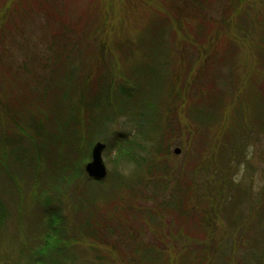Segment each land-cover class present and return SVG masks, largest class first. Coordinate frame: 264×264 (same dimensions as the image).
I'll list each match as a JSON object with an SVG mask.
<instances>
[{
  "label": "rangeland",
  "instance_id": "rangeland-1",
  "mask_svg": "<svg viewBox=\"0 0 264 264\" xmlns=\"http://www.w3.org/2000/svg\"><path fill=\"white\" fill-rule=\"evenodd\" d=\"M7 1L0 0V35L4 31L0 39V74L10 77L6 78L7 84L1 83L0 130L9 128L6 135L11 131L14 137L20 130L24 138L37 135L39 142L34 152L54 182L52 190H47L62 219L54 243L57 250L51 248L49 255L42 257L44 264H135V242L152 243L147 236V213L155 211L157 202L163 206L173 202L175 206L187 183L197 191L196 181L204 180L201 165L215 148L214 132L224 124L218 119L222 113V120L230 125L223 136L227 140L237 133L238 124H243L241 129L244 126L247 132L245 123L250 122L252 131L247 137L237 133L242 148L235 149L227 159V179L233 187L226 189L225 198L228 196L231 210L222 208L228 219L246 224L239 233L231 234L232 229L218 222L214 247H219L214 264H264L256 259L258 254L253 257L254 252H248L250 248L242 240L249 239L253 246H259V251L264 249V0H199L198 5L194 0L197 17H188V23L181 20L186 21L184 12L192 0L179 5L184 6L181 13L165 7L168 0H152L158 4L148 0L151 6L147 8L141 0ZM6 5L9 8L2 10ZM127 5L137 8L131 10ZM228 42L223 50L221 47ZM98 43L101 47L95 54ZM204 43L221 46V50L212 48L213 59L207 62L199 59L201 51L193 49L199 46L202 50L200 44ZM205 46L203 51L208 57L213 52ZM110 49L112 53L107 51ZM218 65L221 70L212 71ZM202 69L207 70L203 79L198 73L192 79L195 70ZM246 72L250 80L244 78ZM13 83L19 84L17 91L11 89ZM107 83L113 94L122 86L143 88V103L124 97L122 103L103 109L100 98L107 92L99 88ZM97 92L99 101L95 102L93 114L90 107ZM79 96L84 105H78L76 117L84 113L87 120L98 118L101 123L95 122V129L85 137L93 145L106 146L102 160L108 176L103 182L95 183L84 176L90 159L82 161L86 155L81 144L79 151L75 150L73 145L79 137L70 125L64 127V134L46 129L47 116L56 117L58 110L65 111ZM252 99V104L246 101ZM148 104L155 107L153 116ZM139 112L145 118H137ZM153 117L160 130L156 133L160 134V144H155L156 134L147 125ZM144 127L148 128V137L141 140L138 131ZM120 134L146 148L145 153H140L145 160L141 166L118 158L120 142H116ZM157 145L160 149L154 156L150 151ZM175 149L180 153L175 154ZM216 152L222 154L220 148ZM15 153L12 149L0 150V203L8 211L0 214V264H25L28 254L42 246L47 224L44 210L38 208V204L45 205L43 187L8 162L18 157L19 153ZM30 157L28 153V168L33 165ZM213 194L196 209L197 214L191 210L194 216L189 223L164 215L161 227L154 229L159 232L158 247L186 248L188 241L180 245L175 240L179 233L185 239L191 234L190 241L199 240L196 230L201 220L196 219H201L200 213L208 207ZM59 199L63 203L56 204ZM248 234L251 237L246 238ZM187 247L192 250L194 245L189 242ZM173 253L174 264L197 263L183 257L182 252ZM143 261L148 263L144 258L140 264Z\"/></svg>",
  "mask_w": 264,
  "mask_h": 264
},
{
  "label": "trees",
  "instance_id": "trees-1",
  "mask_svg": "<svg viewBox=\"0 0 264 264\" xmlns=\"http://www.w3.org/2000/svg\"><path fill=\"white\" fill-rule=\"evenodd\" d=\"M11 1V0H9ZM7 1V2H9ZM142 1V5L145 8L144 5H146L147 7L151 6V2L148 0H141ZM152 1V0H151ZM185 0H168L165 1V7H169L171 8L172 11H179L182 10L184 6L179 7V5H183V2ZM190 1V0H188ZM197 5L199 3V0H195ZM221 0H219L220 2ZM148 2V3H147ZM153 2V1H152ZM193 2L194 0L191 1V5L189 10L185 11L184 14L186 16V21L181 20L182 18H179V20H181L183 23L186 22L188 23L190 20L188 17H190V19L192 17H197L195 13H197L198 9H194L193 8ZM154 3V2H153ZM154 4H158V3H154ZM129 7V5H127V8ZM9 8L7 5L2 8L3 9H7ZM133 8H137L136 6H131L129 7V9L133 10ZM139 9V7H138ZM135 11H137V9H134ZM181 13V11H179ZM167 13H168V9H167ZM176 14V13H175ZM188 21V22H187ZM211 24V23H210ZM232 25V24H230ZM163 26H164V22H163ZM129 27V26H128ZM165 29V26H164ZM205 29V27H204ZM239 31V28H238ZM4 31L2 30V35H0V39L3 36ZM218 43L220 44V40L218 41ZM230 42L226 43L224 45L223 50H226L227 45ZM99 44V43H98ZM206 43L204 44H200L201 49L199 46H193V49H197L198 51H201V57H199V59H202L203 62H207L208 60H212L214 56L213 54L215 53L212 48H217L219 50H221V48L219 46H215L214 44L209 46L206 45ZM104 45V44H102ZM198 45V44H197ZM99 46L101 47V44L95 45V54L98 53V49ZM206 49L209 50V52H213L212 54H209V56L207 57L203 51L204 47ZM151 47V46H150ZM186 47H191V45H186ZM102 52L104 53V46L101 48ZM229 50V48L227 49ZM110 53L113 52L112 49L107 50ZM106 51V52H107ZM105 52V53H106ZM99 54V53H98ZM216 70L217 72L221 70L220 65L214 67L212 69ZM4 71V69H3ZM205 71H207L206 69H202L200 72H198V70H195L194 75L192 76V79H194V77H196V73H198V77L199 79H203V75L205 73ZM249 72V71H248ZM10 73L13 74V71L11 70ZM210 76L212 78V74L209 71ZM247 73V72H246ZM15 74V73H14ZM247 75V76H246ZM250 74H244V78L245 79H249L250 80ZM10 74H8V76L5 75V73L2 72V74H0V90H2L1 88V83H8V81L6 80V78H9ZM93 77V76H92ZM91 77V78H92ZM191 79V81H192ZM90 79H87V81ZM207 80V79H205ZM211 80V79H210ZM208 81V80H207ZM216 83V81L214 82V84ZM14 84V83H13ZM211 84V82H210ZM18 83L17 85L14 84L11 86V89L16 90L18 89ZM21 86H23V88H27V84H22ZM110 83H107L105 85H103L102 87H100L99 89L101 90V88H105L107 94L103 95V97H101L100 101L102 103H104V106L102 107L103 109H107V108H111L113 103H122V100L124 97L138 101V103H143V95H144V89H128L127 87H120L118 89H116V93L113 94L112 90L110 89ZM107 88V89H106ZM109 88V89H108ZM83 91V90H82ZM96 91V89H95ZM29 92V91H28ZM79 95H82L79 94ZM98 92L95 95V98L93 100V108L90 107V110L93 114H95V109H94V105L95 102H97L96 100L99 101L98 98ZM237 95V93H236ZM244 92L242 94H240V97H243ZM39 98H41L40 95H37ZM37 97V98H38ZM102 98H104V100H102ZM1 99V98H0ZM64 99V97H63ZM81 96H79V100L75 101L73 103H70L66 108V110L64 111V109H60L58 110V112H56V117H50L47 116V123H46V129L47 130H53V132L58 133V134H64L67 125L71 127V131L74 133H78V139H77V143L74 144L73 146H76L75 150L77 149L79 151V144H81L82 149L85 147V153L84 155H86V157L82 158L83 162H86L88 159H90V152H91V148L93 145V142L91 141H87V137H85L86 133L87 135L90 134L92 128L95 129V122H97L99 125H101L100 120L97 118L96 119H92L91 121L87 120L85 117V114L82 113V117L80 116V118L76 117V111L78 109V105L80 104V107L82 108L85 102V98H84V94H83V102L80 100ZM143 100V101H142ZM247 102H249L250 104H252L254 102V99H252L251 101L246 100ZM236 103H238V100H236ZM4 105H6V103L4 102ZM3 105V106H4ZM142 106V105H141ZM2 107V105L0 106ZM7 107V106H6ZM146 107L149 110H152L151 115L153 116V114L156 112L155 107L151 104L146 105ZM8 108V107H7ZM102 108H98L99 110H101ZM237 111V109H236ZM100 112V111H99ZM98 112V113H99ZM12 114V113H11ZM84 114V115H83ZM137 118H140V120L142 118H145L143 112H139ZM62 117V118H60ZM201 117V116H199ZM18 118V117H17ZM222 118H224V113H222L218 119H220L219 121L221 123H224L221 126H218L215 130V134H214V147L213 151L210 153V156L207 157L208 160L205 161L204 164L201 165L202 168V172H204L205 174H203L202 176L204 177V180H197V191L194 188V185L187 183V185H185L184 187V192L182 197L179 198V203L177 202L178 198H175V201L177 202V204L175 206H173V202L169 205L166 206V203L163 204L161 203H156L153 208H156L155 211L151 212V214L147 213L149 216V219L147 221V229H148V234L147 236H149L150 239H152V243H147V244H140L135 242L137 245H135L137 248L136 250V257L133 260V263L135 264H140L141 260H143L144 258L147 259L148 263H146L145 261L142 262V264H174L173 261L175 260V254L173 252H182V256L186 257V258H191V259H195L197 260L196 264H214V261L217 259V252L216 250L218 249V247L215 249L214 245H215V235L217 234L216 230L218 228V222L221 221L222 222V226L224 227H229L230 229H232L230 231L231 234L235 232L239 233L240 229H244V225L246 223L243 224H239L236 222V220L234 218H230L228 219L226 216H224V214H222V208L226 207L227 210L230 209L231 210V203H229L228 201V196L225 198V195L227 193V190H232L233 185L231 184L232 181H229L228 174H229V170L228 168L230 167V165L227 163V159H229L231 157L232 154L235 153V149L240 150L242 148V146L240 145V141H239V136L237 138V133L241 132L243 133V136L247 137L248 133L250 131H252V124L249 123H245V128H247V132L243 131L244 130V126H243V130L241 129L242 125L241 124L239 126L238 124V130L236 131L237 133H234L232 135V139L231 140H227L226 137H223L224 134L226 133V131L229 130V124L226 123L225 120H222ZM19 119V118H18ZM155 118L153 117L151 119V121H147V125L150 127L149 131L156 133H159V129L157 127V124L154 120ZM192 119V117H191ZM13 121H15L14 118H12ZM20 120V119H19ZM25 121L26 123H28L26 120H22ZM19 121V122H22ZM53 121H55L56 123H53ZM61 121V122H60ZM240 121H242L240 119ZM57 122H58V127H57ZM140 122V121H139ZM189 122V121H188ZM187 122V124H188ZM19 124V123H18ZM29 124V123H28ZM74 126V127H73ZM235 126V125H234ZM16 127L21 129V125H17ZM141 129V126H139ZM148 128L144 127L143 130L141 132L138 131L139 135H141V140H146L148 137ZM6 131H9V128L7 130H5L4 128H2V130H0V150L2 149H8V150H15L16 153H19L18 157H14L12 158L13 160L8 161L10 163H12L15 167H17L18 171H20L21 173H25L29 175V177L31 176V179H33L36 182H40L42 187H43V191L44 193H42L43 196V203L45 205H39L38 204V208L43 211V214L45 216V219L47 220V224H46V230L44 231L43 234V240H42V246L41 247H36L34 248L27 257V261L25 264H44L45 259H43L42 257L46 258L47 255H49V251H51V248L56 249L57 246H55V242H56V238L58 235V231L60 230L59 228V223L61 222L62 217L59 215L61 214L60 210H56L57 208H53L54 207V201H51V197L49 196V191L47 189L52 190V186L54 185L53 180H50L48 178V176L46 175L47 173H45V167L43 168L42 166H44V162L43 161H39L37 160L38 155H36V153L34 152V147L36 146L37 142H39V137L36 135V137L32 138L31 136H29L28 138H24L22 133V130H20V133L17 134L18 136L14 137L12 134H10V132H7L9 134V136L6 135ZM32 134V133H30ZM38 134L40 135V133L38 132ZM12 135V136H11ZM22 135V136H21ZM119 137H121V139L119 140ZM118 140L116 143L120 142L117 146H118V158H122L123 161L126 162H133L138 166H141V163H143L145 160L141 159V152L146 151V148L141 145L139 142H137L135 139H131L128 140V135L126 134H120V136H117ZM156 141L155 144H160V134H156ZM86 140V141H85ZM123 142V145H122ZM228 142L230 143V145L228 144ZM219 143V144H217ZM219 145V146H217ZM20 146H22L20 148ZM159 145H157L156 147H154V151H150L152 155L155 156L156 153L159 152L160 147H158ZM216 148H220L221 149V153L216 152ZM29 153V156H31L29 159L32 160V166H30L28 168V159H27V155ZM216 155V158L214 157ZM42 157H46V156H42ZM159 158V157H157ZM156 159V158H155ZM35 161V163H34ZM40 167V168H39ZM1 168V167H0ZM66 168V167H65ZM2 169V168H1ZM24 170V171H23ZM36 171H40V174L36 173ZM54 174V173H53ZM84 176H86L84 174ZM225 176V177H224ZM31 180V181H33ZM90 180V179H89ZM226 180H228V182H226ZM93 181V180H91ZM173 181V180H172ZM171 181V182H172ZM95 182V181H93ZM82 183V182H81ZM98 183V182H95ZM233 183V182H232ZM78 184V183H77ZM196 185V183H194ZM41 187V188H42ZM234 187H236L234 185ZM237 188V187H236ZM237 192L239 193V190L237 189ZM211 193L214 195V197H212V201L208 204V207L203 209V212L200 213V215L202 216L201 219L198 217V219H196V221L199 222V220H201V223H198V227L196 232L198 233L197 236H199V240H192L190 241L189 236L191 234H188L187 236V240L185 239L184 235L182 233H179L176 237L175 240H177V244L180 245H185L183 242H192L194 245V248L191 250L190 248L187 247L186 248H179V249H175L172 247H166V248H159L158 247V243H160V239L158 236V233L154 232L155 228H160L161 224H162V218H164V215H166L165 217L170 219V218H175L180 220L182 223L186 224L189 223L190 220L193 219L194 214H190L191 210H194L195 214H197L196 209L199 208L206 200L207 197L210 196L211 198ZM179 194V193H178ZM62 196V195H61ZM68 196V195H66ZM239 196V195H238ZM238 196L235 198L234 205L236 204L237 200H238ZM189 197H192L193 199L189 200ZM169 199V198H166ZM209 199V198H208ZM170 200V199H169ZM59 203H63V201H61V199H59L58 201L56 200V204ZM233 204V203H232ZM0 214H8V211H6V209L4 208L3 204L0 203ZM34 207V206H33ZM31 208L32 211H35V208ZM162 208H163V212L166 214H163L162 212ZM178 209L177 213L175 214L176 210ZM50 214V215H49ZM246 215H248L245 212ZM1 218V216H0ZM3 219H5V216L3 217ZM88 223V222H87ZM129 233H131L132 235H134V232H132L130 229L127 230ZM242 234L245 235V232H243ZM226 236H228V233L226 234ZM203 237L202 240H200V238ZM251 237L249 234L247 235L246 238ZM245 238V239H246ZM222 239H224L222 237ZM243 243H247V246L250 248V250L248 251L250 252H254L253 257L257 256L256 259H258L260 262L264 261V249L262 250V248H260L259 251V246H253V243H251V241L249 239H242ZM174 241V240H173ZM225 241V240H224ZM229 242V245H232L233 242ZM55 243V244H54ZM203 245H202V244ZM208 244H212L213 247H209L207 246ZM264 245V242H263ZM232 247V246H231ZM172 248V249H171ZM213 248V249H212ZM170 249V250H169ZM57 250V249H56ZM257 250V251H255ZM151 254H154V257H151ZM131 256L133 255L130 254ZM188 256V257H187ZM249 257V256H248ZM42 258V259H41ZM245 258V257H244ZM141 259V260H140ZM50 261V258L48 259ZM241 260H244L243 258H241ZM255 260V258L253 259ZM263 263V262H261Z\"/></svg>",
  "mask_w": 264,
  "mask_h": 264
},
{
  "label": "water",
  "instance_id": "water-1",
  "mask_svg": "<svg viewBox=\"0 0 264 264\" xmlns=\"http://www.w3.org/2000/svg\"><path fill=\"white\" fill-rule=\"evenodd\" d=\"M105 150V145L97 143L91 151V161L85 166V172L89 178L96 181H103L107 178L108 172L102 160V153ZM175 154H179L178 149L174 150Z\"/></svg>",
  "mask_w": 264,
  "mask_h": 264
}]
</instances>
